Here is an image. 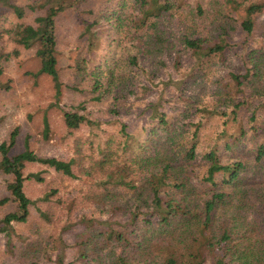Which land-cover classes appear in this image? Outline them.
Returning <instances> with one entry per match:
<instances>
[{
    "label": "trees",
    "instance_id": "16d2710c",
    "mask_svg": "<svg viewBox=\"0 0 264 264\" xmlns=\"http://www.w3.org/2000/svg\"><path fill=\"white\" fill-rule=\"evenodd\" d=\"M8 1L0 0V6ZM85 2L90 0H45V14L35 25L19 24L10 31L17 44L36 48L38 75L51 77L57 96L62 87L57 20L72 5ZM106 3H116V8L98 14L88 28L113 32L119 46L124 40L131 46L121 62L113 60L115 50L105 41L107 52L99 55L104 44L95 42L93 33L87 51L76 48L75 79L80 86L89 85L94 101L110 96L109 115L119 116L131 95L138 97L135 91H151L141 84L143 79L154 85L156 78L162 90L173 83L181 92L198 81L199 93L174 108V114L163 104L151 103L145 110L151 123L143 128V144L135 146L136 138L124 123L119 136L107 134L104 142H89L85 152L78 146L69 161L43 158L28 148L13 154L15 130L0 144V172L13 177L7 185L10 196L1 204L15 205L0 220V234L13 251L14 239L21 238L16 225L31 218L26 182H44V171L26 174L36 164L70 180L87 179L83 199L96 215L78 216L80 231L73 244L77 258L70 264H264V0ZM15 11L23 16L22 9ZM238 33L257 37L260 45L247 46L243 69L226 75L225 54ZM2 38L0 32V79L11 58L2 50ZM184 53L195 59L192 70L164 82L160 73L168 59L176 56L177 66ZM123 63L127 75L121 72ZM243 110L250 113L251 133L241 118ZM64 122L75 132L96 126L76 111L65 112ZM44 126L49 138L47 119ZM56 195L54 190L45 200ZM74 206L67 207L68 217L76 213ZM40 215L47 222L52 219L49 212L40 210ZM39 247L26 264H41ZM55 264H65L64 256L58 255Z\"/></svg>",
    "mask_w": 264,
    "mask_h": 264
},
{
    "label": "rangeland",
    "instance_id": "374dc122",
    "mask_svg": "<svg viewBox=\"0 0 264 264\" xmlns=\"http://www.w3.org/2000/svg\"><path fill=\"white\" fill-rule=\"evenodd\" d=\"M44 2L45 0H9L7 4L0 6V32L3 33L1 47L4 52L11 54L10 60L6 63L5 73L0 79V144L9 141L12 133L18 129L13 154L24 152L28 148L43 158L69 161L76 156L75 151L78 146H81L82 151L85 152L89 148V142L101 140L104 142L107 134L119 136L120 125L124 123L128 126V132L135 136L134 144L137 146L136 143L143 144L146 139L143 128H149L151 121L149 113L145 110L151 103L163 104L171 112L173 110L174 114L177 112L174 108L181 107L183 101L191 96L196 98L200 85L198 81L181 92L177 87H171L173 83L162 90L163 86L157 78L154 85L143 79L144 83L141 84L148 86L151 91H135L138 97L131 95L128 105L117 116L109 115L113 105L110 96L102 102H96L88 84L78 85L74 75L75 60L79 53L76 48L82 46L87 51L92 33L95 35V42L104 44V47L98 50L100 56L107 52L104 41L106 44H111V48L108 49L115 50L111 53L114 61L121 62L128 56L131 43L124 40L119 46L118 42L114 41L117 37L115 33L103 34L97 27L88 28L98 14L116 8V3L109 4L106 0H90L80 6L74 4L58 18L57 58L62 87L60 96H57L51 77L38 75L41 65L36 55V48L25 49L13 41L10 33L19 24L35 25V19L45 14V9L42 8ZM15 8L22 9V17L16 13ZM233 38L225 54L223 70L226 75L230 71L238 73L243 69V54L247 46L260 45L257 37L249 38L246 34L238 33ZM184 54L181 64L177 66H174L176 56L168 59L167 69H162L160 73V78L165 80L164 82H167L168 78L177 80L182 75L186 77L192 70L195 59L188 53ZM111 59L112 57L109 56V61ZM120 68H122L121 72L127 75L125 63ZM191 79L188 77L187 81ZM71 111L87 116L96 126H84L77 132L70 131L65 125L64 114ZM249 116L250 113L243 110L241 118L251 133L248 125ZM45 119L50 127L49 138L44 135ZM229 128L233 129L231 124ZM252 143L250 142L249 146ZM43 171L44 182L35 180L26 182V194L33 202L31 218L27 224L16 225L21 238L18 236L14 239L13 243L16 247L13 251L4 235L0 234V264H26L29 260L26 257H31V252H35L37 244L40 245L41 264H55L58 255L64 256L65 264L76 262L77 251L73 249V244L78 230L80 231L76 220L81 214L96 215L94 207L83 199V192L87 189L85 185L87 179L70 180L54 170L36 164L29 165L26 174ZM12 180V176L0 172V220L15 208L11 202L1 204L10 196L7 185ZM54 190L57 191V195L50 197L52 201H46V196ZM72 202L77 208L76 213L68 217L66 209ZM40 210L50 213L52 218L50 222L41 217ZM68 228L72 230L64 233ZM31 246L34 247L32 251L29 250Z\"/></svg>",
    "mask_w": 264,
    "mask_h": 264
}]
</instances>
